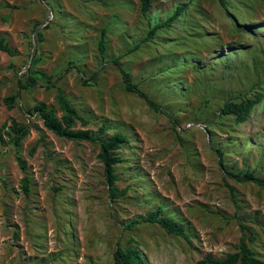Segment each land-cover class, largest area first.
Wrapping results in <instances>:
<instances>
[{"label":"rangeland","instance_id":"rangeland-1","mask_svg":"<svg viewBox=\"0 0 264 264\" xmlns=\"http://www.w3.org/2000/svg\"><path fill=\"white\" fill-rule=\"evenodd\" d=\"M178 6L169 28L142 41ZM0 35L16 50H0V264H113L117 246L137 248L144 264H201L234 252L241 224L264 259V186L228 174L264 176V0H152L145 15L138 0H0ZM119 55L162 110L124 89ZM29 75L37 83L20 88ZM58 86L86 127L128 136L118 198L108 195L98 144L57 136L31 110L44 102L61 116ZM16 91L9 108L4 99ZM257 92L244 122L220 114L225 100ZM13 121L28 128L18 147L5 134ZM158 207L188 240L157 224L126 227Z\"/></svg>","mask_w":264,"mask_h":264},{"label":"trees","instance_id":"trees-1","mask_svg":"<svg viewBox=\"0 0 264 264\" xmlns=\"http://www.w3.org/2000/svg\"><path fill=\"white\" fill-rule=\"evenodd\" d=\"M140 13L145 15L151 8L152 0H138ZM221 6H225V0H218ZM184 7H176L173 13L164 21L157 23L152 26L147 35L142 38V41H146L152 38L158 28H169L171 23L183 12ZM106 29L102 28L100 31V36L97 41V48L100 57H105L106 43H105ZM40 36V35H39ZM138 47V44L129 49V51L134 50ZM0 50L8 53L9 55H15L16 50L13 49L5 38L0 35ZM120 55L113 59V62L119 66L121 73V78L123 82L124 89L128 92L137 93L142 96L147 105L154 110H162L157 103L149 98L147 94L139 88L138 84L133 82L130 73L125 70L119 64ZM79 70V69H78ZM97 75V72H93L89 79H92ZM49 81L51 77L47 78ZM88 80H83L84 85L88 84ZM37 83L36 77L29 75L26 81L19 82L20 88H27L29 86H34ZM19 91L7 96L4 99L7 107L11 108L14 100L18 97ZM262 93H253V95H248L247 93L239 95L237 98L239 100H225L222 107L220 108V114H232L234 115L236 122H244L250 115L253 107L259 103L262 99ZM234 99V98H233ZM56 101L60 110L62 111L61 116L55 114L54 109L48 107L44 102L36 103L32 107V111L37 112L42 119L44 126L60 137H65L71 140H85L91 143H97L99 146L98 158L103 164V174L105 178V183L107 185L108 195L114 200L124 193V190L119 191L116 185L118 180V175L116 173V165L123 161L120 149L124 143L128 142V136L119 131L115 130L110 135H106V131L109 129L108 125L101 124L98 127L97 132L86 127L89 120L85 118L77 108L70 102L68 97L64 94L61 87H56ZM79 122L81 127L76 128V123ZM28 133V128L25 125L19 124L16 121L12 122L9 129L5 130V134L9 136V141L18 147L21 140ZM0 142L4 143V137L0 130ZM34 147L31 149L33 152ZM218 150L219 154L222 152ZM221 162V160H220ZM19 165L22 170H25V163L19 160ZM232 177L238 181H252L260 186H264V176H256L253 171L246 170L244 173H234L228 171ZM21 188L25 194L29 193V178L25 174L22 177ZM143 223L147 224H157L164 231L169 234L180 236L188 240V234L186 232L185 226L182 222L178 221L174 217L162 213L161 207L151 210L144 216L132 219L127 225V228H132L136 225ZM242 235L240 237L237 249L234 252L226 254L224 257L215 258L210 255L204 257L200 260L201 264H264V259L258 257L255 251L250 247L249 242H251L255 237L250 227L241 224ZM113 264H144V258L140 251L135 247L121 248L117 246L113 253Z\"/></svg>","mask_w":264,"mask_h":264},{"label":"built area","instance_id":"built-area-1","mask_svg":"<svg viewBox=\"0 0 264 264\" xmlns=\"http://www.w3.org/2000/svg\"><path fill=\"white\" fill-rule=\"evenodd\" d=\"M191 124H192V123L189 122V123H187V126H190ZM196 125L199 126V127H202V128H203V125L200 124V123H197Z\"/></svg>","mask_w":264,"mask_h":264}]
</instances>
